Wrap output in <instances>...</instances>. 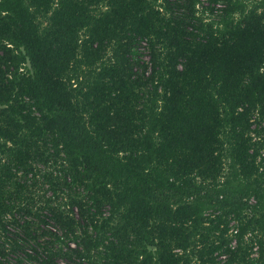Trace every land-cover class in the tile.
<instances>
[{
	"label": "trees",
	"instance_id": "1",
	"mask_svg": "<svg viewBox=\"0 0 264 264\" xmlns=\"http://www.w3.org/2000/svg\"><path fill=\"white\" fill-rule=\"evenodd\" d=\"M0 264H264V0H0Z\"/></svg>",
	"mask_w": 264,
	"mask_h": 264
},
{
	"label": "rangeland",
	"instance_id": "2",
	"mask_svg": "<svg viewBox=\"0 0 264 264\" xmlns=\"http://www.w3.org/2000/svg\"><path fill=\"white\" fill-rule=\"evenodd\" d=\"M142 52L145 53V60L149 59L147 56H148V53H147V50L144 49V44H142ZM253 257H257L256 253H254Z\"/></svg>",
	"mask_w": 264,
	"mask_h": 264
},
{
	"label": "built area",
	"instance_id": "3",
	"mask_svg": "<svg viewBox=\"0 0 264 264\" xmlns=\"http://www.w3.org/2000/svg\"><path fill=\"white\" fill-rule=\"evenodd\" d=\"M257 250V248H255V251Z\"/></svg>",
	"mask_w": 264,
	"mask_h": 264
}]
</instances>
